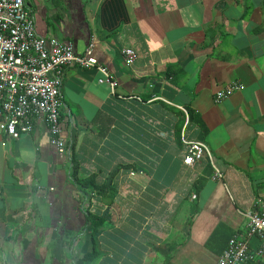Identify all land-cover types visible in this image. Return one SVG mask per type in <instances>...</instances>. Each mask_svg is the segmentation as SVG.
I'll list each match as a JSON object with an SVG mask.
<instances>
[{
	"label": "crops",
	"instance_id": "crops-1",
	"mask_svg": "<svg viewBox=\"0 0 264 264\" xmlns=\"http://www.w3.org/2000/svg\"><path fill=\"white\" fill-rule=\"evenodd\" d=\"M25 2L52 49L94 43L119 85L67 67L64 153L42 121L0 139V264H216L264 213V0ZM184 139L213 163L185 164Z\"/></svg>",
	"mask_w": 264,
	"mask_h": 264
},
{
	"label": "built area",
	"instance_id": "built-area-1",
	"mask_svg": "<svg viewBox=\"0 0 264 264\" xmlns=\"http://www.w3.org/2000/svg\"><path fill=\"white\" fill-rule=\"evenodd\" d=\"M132 62L135 52L124 50ZM97 67L100 83H108L113 94L119 81L108 68L98 64L94 43L78 53L72 42H64L52 49L39 34L35 18L25 0H0V139L19 138L30 133L37 121L48 128L50 142L60 153L66 151L61 136L62 86L67 67ZM241 83L230 82L218 90L215 100L231 96ZM186 144L184 163L193 165L206 158L213 163L210 147L200 140H183ZM213 180L221 181L224 173L214 166ZM245 233H236L218 257L216 264H264V213L252 210L248 214ZM261 240L258 248L250 245L249 236Z\"/></svg>",
	"mask_w": 264,
	"mask_h": 264
},
{
	"label": "trees",
	"instance_id": "trees-1",
	"mask_svg": "<svg viewBox=\"0 0 264 264\" xmlns=\"http://www.w3.org/2000/svg\"><path fill=\"white\" fill-rule=\"evenodd\" d=\"M92 183H93V182H92ZM108 183H110V181H108ZM84 185H85V186H88V187H91V186H92V185L88 184V181H85V182H84ZM93 186L96 187V186H98V185L93 184ZM93 186H92V187H93ZM105 186H106V185H105ZM193 213H194V211H193ZM93 224H95V226H94V228H93V234H94V233H95L94 231L96 230L97 225L100 224V221H93ZM233 235H234V234H233ZM233 235H232V236H233ZM93 241H94V235H93Z\"/></svg>",
	"mask_w": 264,
	"mask_h": 264
}]
</instances>
